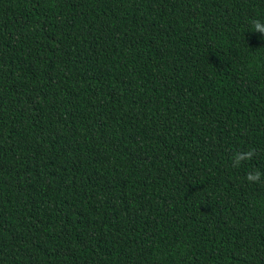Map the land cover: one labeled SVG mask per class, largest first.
I'll return each instance as SVG.
<instances>
[{
    "label": "trees",
    "instance_id": "16d2710c",
    "mask_svg": "<svg viewBox=\"0 0 264 264\" xmlns=\"http://www.w3.org/2000/svg\"><path fill=\"white\" fill-rule=\"evenodd\" d=\"M254 18L264 0H0V264H264Z\"/></svg>",
    "mask_w": 264,
    "mask_h": 264
},
{
    "label": "clouds",
    "instance_id": "9594fccd",
    "mask_svg": "<svg viewBox=\"0 0 264 264\" xmlns=\"http://www.w3.org/2000/svg\"><path fill=\"white\" fill-rule=\"evenodd\" d=\"M251 26L254 33H259L262 37H264V21L260 19H252ZM255 155L254 149H249L246 152H237L233 156V167H238L241 162L251 160ZM264 176V173H261L259 170L250 171L245 180L249 183H259Z\"/></svg>",
    "mask_w": 264,
    "mask_h": 264
}]
</instances>
